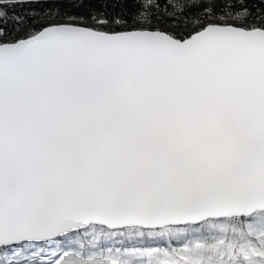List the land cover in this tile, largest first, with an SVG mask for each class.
<instances>
[{
    "label": "snow or ice",
    "instance_id": "6c2138e0",
    "mask_svg": "<svg viewBox=\"0 0 264 264\" xmlns=\"http://www.w3.org/2000/svg\"><path fill=\"white\" fill-rule=\"evenodd\" d=\"M0 264H264V0H0Z\"/></svg>",
    "mask_w": 264,
    "mask_h": 264
},
{
    "label": "trees",
    "instance_id": "16d2710c",
    "mask_svg": "<svg viewBox=\"0 0 264 264\" xmlns=\"http://www.w3.org/2000/svg\"><path fill=\"white\" fill-rule=\"evenodd\" d=\"M17 11H20V9H17Z\"/></svg>",
    "mask_w": 264,
    "mask_h": 264
}]
</instances>
